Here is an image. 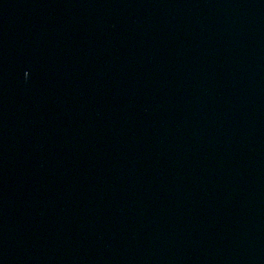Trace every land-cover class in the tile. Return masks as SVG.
Listing matches in <instances>:
<instances>
[{
	"label": "water",
	"instance_id": "water-1",
	"mask_svg": "<svg viewBox=\"0 0 264 264\" xmlns=\"http://www.w3.org/2000/svg\"><path fill=\"white\" fill-rule=\"evenodd\" d=\"M0 264H264V0H0Z\"/></svg>",
	"mask_w": 264,
	"mask_h": 264
}]
</instances>
